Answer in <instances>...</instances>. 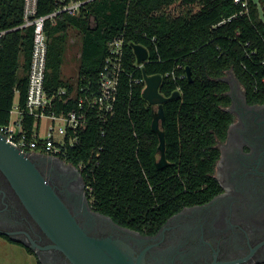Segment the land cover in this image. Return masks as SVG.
<instances>
[{
	"label": "trees",
	"instance_id": "obj_1",
	"mask_svg": "<svg viewBox=\"0 0 264 264\" xmlns=\"http://www.w3.org/2000/svg\"><path fill=\"white\" fill-rule=\"evenodd\" d=\"M56 1L39 0L37 15L51 13ZM80 1L84 4L77 15L60 13L53 24H45L47 92L73 84L62 77L70 31L77 32L81 41L75 80L79 84H97L107 45L117 37L124 42L125 71L113 117L105 124L92 120L81 145L65 160L77 165L90 148L101 146L99 164L84 177L92 187L88 192L92 207L123 227L151 234L184 206L203 203L219 191L213 177L219 156L215 144L232 120L224 110L230 103L225 73H233L249 104H264V4L262 0ZM22 21L23 0H0V30L18 27ZM1 43L0 122L5 124L15 91L19 106L25 105L32 28L9 32ZM131 44L148 51L140 67ZM187 67L191 80L180 78ZM143 72L161 76L159 93L164 97L176 90L180 95L162 105L166 161L162 168L156 166L159 140L151 129L156 107L143 99ZM24 121L30 128L34 118L25 116Z\"/></svg>",
	"mask_w": 264,
	"mask_h": 264
},
{
	"label": "flooded vegetation",
	"instance_id": "obj_2",
	"mask_svg": "<svg viewBox=\"0 0 264 264\" xmlns=\"http://www.w3.org/2000/svg\"><path fill=\"white\" fill-rule=\"evenodd\" d=\"M231 115L213 177L219 191L184 206L154 233L96 215L82 173L63 157L29 155L43 179L89 236L104 240L127 264L264 263V104L228 89ZM103 215V214H102ZM0 241L20 246L36 264H72L28 215L0 170ZM123 264V263H122Z\"/></svg>",
	"mask_w": 264,
	"mask_h": 264
},
{
	"label": "built area",
	"instance_id": "obj_3",
	"mask_svg": "<svg viewBox=\"0 0 264 264\" xmlns=\"http://www.w3.org/2000/svg\"><path fill=\"white\" fill-rule=\"evenodd\" d=\"M38 1L23 0L22 24L12 29L0 30L1 47V41L9 32L32 28V48L27 72L25 105L23 108L19 106L18 91H15L17 103L15 106L12 104L7 123L0 122V134L8 143L27 155L42 153L65 159L69 152L81 145L82 134L92 120L105 124L113 117L120 76L125 71L123 67L124 42L122 37H117L108 43V54L99 72L96 85H81L75 81L71 87H61L49 94L45 88L48 54V35H46L45 24L47 22L53 24L60 13L77 15L84 2L57 0L56 7L51 13L37 15ZM240 1L235 0V2ZM185 77H187L186 74L180 78ZM176 91L179 92V90ZM65 106L69 107L67 111L63 110ZM25 116L34 118L30 128L24 121ZM42 116H46L49 120L45 135H40ZM56 123L59 126H55ZM103 134L104 132L101 131V136ZM89 150L85 160L77 165L73 164L83 177H87L99 164L102 147ZM86 187L88 192L92 190L87 182Z\"/></svg>",
	"mask_w": 264,
	"mask_h": 264
},
{
	"label": "water",
	"instance_id": "obj_4",
	"mask_svg": "<svg viewBox=\"0 0 264 264\" xmlns=\"http://www.w3.org/2000/svg\"><path fill=\"white\" fill-rule=\"evenodd\" d=\"M263 4H264V0ZM48 35V33H46ZM136 64L142 65L148 58V51L142 45H130ZM186 75L191 80L187 67ZM231 73V72H230ZM232 90H242L237 79H224ZM143 99L156 107L151 121V129L157 135L160 158L156 166H166L164 157V113L162 105L168 100L179 98L175 91L170 97L159 93L160 75L147 76L143 72ZM0 170L9 181L28 215L36 222L41 231L51 240L52 247L60 250L72 264H127L104 240L92 238L80 227L68 207L62 202L52 187L43 179L32 163L31 157L6 141L0 134ZM96 215L108 216L97 213ZM121 260H119V259Z\"/></svg>",
	"mask_w": 264,
	"mask_h": 264
},
{
	"label": "rangeland",
	"instance_id": "obj_5",
	"mask_svg": "<svg viewBox=\"0 0 264 264\" xmlns=\"http://www.w3.org/2000/svg\"><path fill=\"white\" fill-rule=\"evenodd\" d=\"M257 1V0H255ZM263 2V1H262ZM173 12H177V8H172ZM68 39V47L65 55V60L62 64V77L64 80H70L74 83L77 79L78 73V59L81 48V41L79 34L75 31H70ZM18 75H21V70L18 71ZM230 71L226 72L224 79H230ZM17 103V95L14 98V106ZM48 119L46 116L40 118V135H45V128L48 125ZM55 126H59L56 125ZM0 264H36L35 260L26 254V252L18 245L8 244L5 241H0Z\"/></svg>",
	"mask_w": 264,
	"mask_h": 264
}]
</instances>
